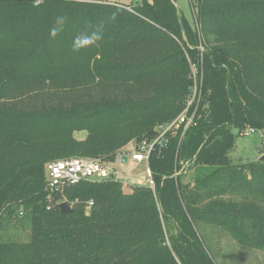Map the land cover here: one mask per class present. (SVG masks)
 Wrapping results in <instances>:
<instances>
[{"label":"trees","instance_id":"1","mask_svg":"<svg viewBox=\"0 0 264 264\" xmlns=\"http://www.w3.org/2000/svg\"><path fill=\"white\" fill-rule=\"evenodd\" d=\"M192 2L194 23L176 0H0V222L31 223L27 242L0 237V264H214L196 226L264 251V161L231 160L242 132L264 131V0ZM97 29L102 40L73 51ZM193 68L198 125L152 149L154 189H47L49 163L151 144L185 110Z\"/></svg>","mask_w":264,"mask_h":264},{"label":"built area","instance_id":"2","mask_svg":"<svg viewBox=\"0 0 264 264\" xmlns=\"http://www.w3.org/2000/svg\"><path fill=\"white\" fill-rule=\"evenodd\" d=\"M139 2V0H137ZM195 71L196 69L193 68ZM200 83L195 78L192 92L189 95L186 108L183 113L172 122L159 125L155 130L154 140L151 144H130L122 151H129L127 163L122 162L119 152L115 161H105L92 158H71L52 162L46 165V187L49 191H63L66 187L79 184L82 181L114 180L121 183L124 190L134 186H149L154 189V180L149 167V158L156 144H164L166 136L170 132H178L182 129L183 135L192 127L198 125L196 105L200 102ZM256 130L247 129L241 136L254 134ZM144 164L145 171L141 175L131 174L138 165ZM129 165L126 169L124 166ZM189 164H183L180 173L188 171ZM179 173V174H180ZM178 174V175H179ZM92 205V203H90Z\"/></svg>","mask_w":264,"mask_h":264},{"label":"rangeland","instance_id":"3","mask_svg":"<svg viewBox=\"0 0 264 264\" xmlns=\"http://www.w3.org/2000/svg\"><path fill=\"white\" fill-rule=\"evenodd\" d=\"M116 3L131 4L134 0H105ZM191 1V4H190ZM138 2V1H137ZM135 0V3H137ZM192 0H176V5L184 12L186 16L192 18L194 15V6ZM193 13H192V9ZM190 20V19H189ZM194 23V18L190 20ZM193 79L199 78L197 71L193 72ZM200 83V80H199ZM199 104L196 109L199 110ZM75 138L79 140L85 139L87 136L84 132L75 133ZM133 144V143H132ZM264 157V131H256L249 136H238L235 143V148L231 153V160L233 164L240 165L249 162L261 161ZM187 164V163H185ZM129 165L124 166V168ZM196 169V168H195ZM195 169L189 168L188 171L183 173L184 183H190L195 176ZM135 171V173H134ZM134 175H141L145 171L144 164L139 165L134 170ZM46 173V167H45ZM47 179V173L45 175ZM25 216L14 218L11 222H0V237L3 240L27 242L30 238V220L25 219ZM197 235L204 241L210 257L213 259L214 264H264V251L244 248L234 241L227 233L209 226H196L194 228ZM175 233V232H174ZM176 234V233H175Z\"/></svg>","mask_w":264,"mask_h":264},{"label":"clouds","instance_id":"4","mask_svg":"<svg viewBox=\"0 0 264 264\" xmlns=\"http://www.w3.org/2000/svg\"><path fill=\"white\" fill-rule=\"evenodd\" d=\"M67 17L66 16H58L55 20V25L50 29L49 35L52 38L58 36L64 30V26L66 24ZM103 39L102 31L99 29L94 30L90 33H85L78 35L72 44L73 51L78 52L83 48H87L89 46H93L96 42Z\"/></svg>","mask_w":264,"mask_h":264},{"label":"water","instance_id":"5","mask_svg":"<svg viewBox=\"0 0 264 264\" xmlns=\"http://www.w3.org/2000/svg\"><path fill=\"white\" fill-rule=\"evenodd\" d=\"M98 1H101V0H98ZM151 135L152 136L155 135V132H152ZM119 154L122 155V162L123 163H127V160H128L129 155H130V152L129 151H121ZM261 161H264V157L261 158ZM60 208L62 209V211L64 213L71 212V209H70V207H69V205L67 203H62L60 205Z\"/></svg>","mask_w":264,"mask_h":264},{"label":"crops","instance_id":"6","mask_svg":"<svg viewBox=\"0 0 264 264\" xmlns=\"http://www.w3.org/2000/svg\"><path fill=\"white\" fill-rule=\"evenodd\" d=\"M110 2V1H109ZM136 2H137V0H136ZM111 3H113V2H111ZM132 3H135V0H134V2H132ZM190 4H191V1H190ZM191 9H192V6H191ZM183 13V15L189 20H191V19H193L194 18V15H192V18H189L188 16H186L185 14H184V12H182ZM192 13H193V9H192ZM142 165V164H141ZM139 166V165H138ZM137 166V167H138ZM137 167H136V169H137ZM126 169V168H125ZM127 170V169H126ZM134 173H135V171H134ZM134 173L132 172L131 174H133L134 175Z\"/></svg>","mask_w":264,"mask_h":264}]
</instances>
